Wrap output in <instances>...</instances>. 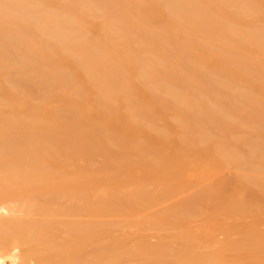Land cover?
Returning <instances> with one entry per match:
<instances>
[{"label": "bare ground", "instance_id": "obj_1", "mask_svg": "<svg viewBox=\"0 0 264 264\" xmlns=\"http://www.w3.org/2000/svg\"><path fill=\"white\" fill-rule=\"evenodd\" d=\"M0 260L264 264V0H0Z\"/></svg>", "mask_w": 264, "mask_h": 264}, {"label": "rangeland", "instance_id": "obj_2", "mask_svg": "<svg viewBox=\"0 0 264 264\" xmlns=\"http://www.w3.org/2000/svg\"><path fill=\"white\" fill-rule=\"evenodd\" d=\"M229 175H230V173H229V174H228V173H225L223 176H221V178H228ZM255 214H256L257 216L262 215V214H263V211L260 210V209H257V210L255 211ZM0 261H1V260H0ZM171 263H173V262H171Z\"/></svg>", "mask_w": 264, "mask_h": 264}]
</instances>
